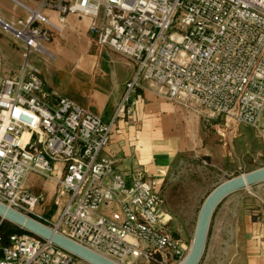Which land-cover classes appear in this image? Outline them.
Segmentation results:
<instances>
[{
	"label": "built area",
	"instance_id": "obj_1",
	"mask_svg": "<svg viewBox=\"0 0 264 264\" xmlns=\"http://www.w3.org/2000/svg\"><path fill=\"white\" fill-rule=\"evenodd\" d=\"M43 8L90 19L96 45L135 65L113 119L105 123L48 91L27 61L0 75V203L117 264H180L186 254L161 211L154 180L127 183L102 151L134 89L147 84L181 110L224 117L253 130L264 121V0H39L0 27L45 54L53 25ZM264 123V122H263ZM264 125V124H263ZM60 164L61 171L54 165ZM30 175L54 180L65 197L55 222L36 213ZM0 264H79L26 232L0 237Z\"/></svg>",
	"mask_w": 264,
	"mask_h": 264
},
{
	"label": "crops",
	"instance_id": "obj_2",
	"mask_svg": "<svg viewBox=\"0 0 264 264\" xmlns=\"http://www.w3.org/2000/svg\"><path fill=\"white\" fill-rule=\"evenodd\" d=\"M38 5L39 0H0V18L16 23L26 16L23 7ZM41 12L54 27L44 44L46 53L32 51L26 58L23 44L0 27V75L13 73L27 61L38 68L48 91L110 122L135 72L134 63L111 49L99 48L89 31V18L67 15L61 21L51 9ZM227 124L221 116L203 119L183 111L143 84L131 92L115 118L102 156L113 162L127 183L154 180L162 193L166 182L185 166H211L225 158V148L216 144L214 133L229 136ZM257 132L264 134V127ZM54 167L61 171L60 164ZM259 185L264 187V183ZM25 186L43 199L36 213L55 222L65 202V197L58 196L55 181L30 175ZM249 199H224L219 204L199 264H264V196L258 201Z\"/></svg>",
	"mask_w": 264,
	"mask_h": 264
},
{
	"label": "rangeland",
	"instance_id": "obj_3",
	"mask_svg": "<svg viewBox=\"0 0 264 264\" xmlns=\"http://www.w3.org/2000/svg\"><path fill=\"white\" fill-rule=\"evenodd\" d=\"M263 122L262 119L260 128L264 127ZM227 126L226 133L231 132L229 136H222L216 131L214 133L216 144L225 148V158L214 161L211 166L196 163L185 166L166 182L161 193V211L169 219L168 227L172 234L180 238L185 245L186 253L199 210L207 195L230 178L264 167V134L243 126L233 127L231 123ZM262 188L264 187L259 184L245 188L225 201L234 199L240 202L245 201L247 197L251 198V201H258L264 196L263 193L260 194ZM215 212L211 218L203 255L206 254L207 244L213 233ZM79 264L87 263L79 260Z\"/></svg>",
	"mask_w": 264,
	"mask_h": 264
},
{
	"label": "water",
	"instance_id": "obj_4",
	"mask_svg": "<svg viewBox=\"0 0 264 264\" xmlns=\"http://www.w3.org/2000/svg\"><path fill=\"white\" fill-rule=\"evenodd\" d=\"M261 183H264V167L230 178L207 195L197 216L188 254L181 264H199L205 251L211 218L219 204L228 196ZM0 221L10 223L23 232L48 241L87 264H117L2 203H0Z\"/></svg>",
	"mask_w": 264,
	"mask_h": 264
},
{
	"label": "trees",
	"instance_id": "obj_5",
	"mask_svg": "<svg viewBox=\"0 0 264 264\" xmlns=\"http://www.w3.org/2000/svg\"><path fill=\"white\" fill-rule=\"evenodd\" d=\"M23 232L21 229L11 225L10 223L0 221V237L6 242L7 237L12 233Z\"/></svg>",
	"mask_w": 264,
	"mask_h": 264
},
{
	"label": "bare ground",
	"instance_id": "obj_6",
	"mask_svg": "<svg viewBox=\"0 0 264 264\" xmlns=\"http://www.w3.org/2000/svg\"><path fill=\"white\" fill-rule=\"evenodd\" d=\"M188 250H189V249H188ZM187 254H188V251H187L186 255L184 256L183 260L181 261V263L184 262V260H185V258H186V256H187ZM181 263H180V264H181Z\"/></svg>",
	"mask_w": 264,
	"mask_h": 264
}]
</instances>
